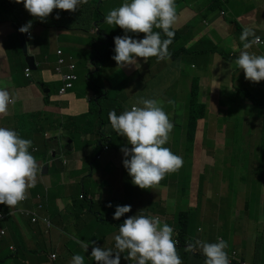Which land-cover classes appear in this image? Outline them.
Segmentation results:
<instances>
[{
    "label": "crops",
    "instance_id": "1",
    "mask_svg": "<svg viewBox=\"0 0 264 264\" xmlns=\"http://www.w3.org/2000/svg\"><path fill=\"white\" fill-rule=\"evenodd\" d=\"M217 1L176 0L178 9L176 23L184 22L185 26L193 23V27L200 33V39L195 40L189 47H193L190 51L194 53L192 56L195 58L193 64L196 69L195 74L201 76L202 87L206 88H218L222 82L231 81L230 77L225 81L223 72L229 70V76L232 77L236 70L234 64H224L222 57L216 55L213 51L218 49L223 54L229 55L237 47H241L239 39L241 33L236 31L241 24L244 27H252L258 36L264 37V18L259 20L261 11L264 15V0H228L226 4L222 5V10L225 12L224 16L221 14L222 10L218 8L220 5L214 3ZM198 16L201 17V21H196ZM17 18L12 17L10 21L4 18L0 23V88H5L11 96V100L14 101L10 103L8 113L0 115V127L16 131L19 129L18 125L26 127L30 122L34 127L35 121L36 125L41 123V120L37 117V113L41 112L48 122L49 137H53L59 134L57 131L64 121L75 118L74 115H79L78 122L69 124L73 128V134L76 136L94 135L97 124L102 123L101 126H98L96 132L105 138L111 150L116 151L112 156L114 160L117 162L123 160L124 155L121 148H130L131 145L128 144L126 137L119 136L109 128L104 131L105 126L100 117H102V105L106 106L107 112L116 111L117 105L124 103L117 96L129 99L127 96L129 91L124 92L121 86L124 79L128 78L126 82L130 80L131 68L128 67L126 71V68L117 67L114 71V77L116 78L114 88L118 90L115 94L118 100L114 103L111 101L104 103L103 98L96 99L95 95L99 94V90L103 86L92 84V87H90L91 82L88 81L89 85L85 86L88 92L87 95L74 100L73 98L70 99L72 93L70 91L72 90L63 99H59L56 93L55 97H51V104L47 105L45 91L50 90L53 95L55 89L59 91L63 87V76L58 75L57 68L60 66L59 62L62 59L59 53L62 52L64 58L65 52L61 43L57 45L56 37L58 36L60 40L63 37L72 39V31L62 30V34L54 38L52 34H57L58 29L56 23H54L53 30L38 29L35 40V35H33L30 53L36 58L37 62H41L43 70L52 69L51 74L46 73L45 85H35L34 81L32 79L28 80L25 74V69L28 66L26 59L23 61L25 58L24 53L20 51V47L22 48L21 40V43L17 42L16 44V39H20L16 30V28H19L18 21H24L26 16L17 13ZM236 33H238V36ZM74 35L76 37V34ZM81 39L89 41L85 36ZM40 44H42V47H39ZM234 44L236 45L235 49L233 48ZM258 51L259 49H256V52ZM54 53L57 54V59H54ZM58 58H60L59 61ZM178 61L176 59L157 62L159 65L154 69V72L162 81L161 88L168 86L164 82L160 70L161 66H172ZM223 64L225 66H222ZM97 65L88 56L85 63L88 75L108 71L109 64L99 66V68H97ZM217 66H219L218 74L209 77L206 73L215 71ZM67 72L68 68L64 66L63 73ZM191 77L192 75L186 79L185 89L188 87L191 89L193 85ZM195 84H197V81ZM47 86L53 87V89H49ZM93 88L97 92H94ZM171 88L172 86L169 85V90ZM141 96L148 98L145 94H137L136 99ZM121 99L123 100V98ZM130 107L131 105L127 104L123 111L130 109ZM95 110L98 112L99 118ZM122 112L118 111L116 113L119 115ZM55 117L58 118V121H55ZM83 118H87L89 123H82ZM26 121L27 124L25 125L24 122ZM40 132H42L41 128L36 132V136L35 133H31V137L25 138L22 136V138L30 139L32 146L37 145L39 148L38 153H41L42 150L45 151V159L43 160L44 154H40L39 158L45 165L49 166L50 172L45 176L43 173L37 175L35 186L27 192L26 197H28V200L25 203L21 202L17 207L20 208L19 211H37L42 205L43 210L39 211L41 221L33 224L29 218L15 216L0 227L6 231V236L0 234V264H71L72 257L75 254L84 256V264H96L91 257L92 242L101 248H111L115 251L114 238L115 235L119 234V222L113 219L114 207L109 208L107 205L109 203L116 206L130 205L134 208H141L143 211L151 205L150 199L146 190L141 189L142 193L139 192L138 194L144 196L143 203L138 200L137 194H133V191H131L129 198L124 194L117 201H109L105 205L101 184L99 185L100 188L98 186L100 199L96 198V191L90 190L85 195L86 204L84 205L80 202L72 203L59 197L53 198L50 190L54 181L60 177L62 187H64L65 176L70 177L72 175V179L70 178L71 183H79L80 177L87 173L84 161L90 158L74 152L69 155L68 168H64L61 163H56L51 168L49 164L52 160L49 162L50 157L48 154L52 152V143L56 140H48L47 135L40 137ZM176 136L174 134V141ZM198 141L201 142L200 137H198ZM165 146L170 148L176 155H181L179 147L176 146V150H174L172 141H169ZM86 149L88 154L94 151V148L89 145L85 147ZM32 155L36 154L32 153ZM220 161L221 157L219 155L210 157L206 152L199 151L196 144L187 160L183 155V167L177 173L168 175L161 182L165 189L161 195L162 201L166 203L170 198V200L175 201L177 208L180 206V202L184 200L192 201L189 227L188 229L184 228L183 233L184 237H188L189 244L194 243L197 239L205 242H216L217 238L221 237L228 243L226 250L228 254L233 252L240 254L241 264H264V195L259 196L258 193L253 192L250 189L251 186H246L242 180L239 181L234 192L232 181L222 177L217 172L221 168L225 170L230 168L229 166H221ZM120 167L126 176L127 186H129L132 178L123 164H120ZM188 175H190L191 180ZM258 177L264 178V175ZM187 180L192 183H188ZM183 184L191 185L190 194L193 196L192 198H185L181 187ZM53 202H56L59 210L53 208ZM96 203L101 204L103 211L107 213L105 222L115 228L108 236H95L96 223L93 212L96 210L94 208ZM249 208L254 209V214L248 212ZM53 210L58 213H53ZM165 212L166 210L161 208L156 214L164 217L167 224L170 225L176 222L182 213L180 211L178 215H166ZM45 219L53 223L51 227L43 221ZM97 237H101L102 240L99 241ZM80 241L89 243L88 252L81 246ZM12 248H15L16 251H13ZM193 252L195 253L190 254L185 250L179 252L183 264H205V261H203L205 256L202 251L196 248L193 249ZM53 255L57 256L55 261L52 259ZM124 255L121 254V264H131L130 261L124 259Z\"/></svg>",
    "mask_w": 264,
    "mask_h": 264
},
{
    "label": "clouds",
    "instance_id": "2",
    "mask_svg": "<svg viewBox=\"0 0 264 264\" xmlns=\"http://www.w3.org/2000/svg\"><path fill=\"white\" fill-rule=\"evenodd\" d=\"M227 1L218 0L214 3H218L220 5L218 8L222 10V5L226 4ZM15 3L23 4L25 10L32 17L39 19L41 22H46L54 10L59 9L75 13L80 10L81 5L88 4V0H15ZM221 14L224 16L225 12L222 10ZM55 18L59 20L60 16L57 15ZM176 20V0H125L118 8L110 10L106 14L104 22L108 25L118 26L125 33L123 36L114 37L115 55L112 59L116 62L118 68L135 66L139 69L141 65L138 63L137 58H142L146 64L153 57L156 58L154 61L158 63L166 60H176L171 58V52H169V46L173 43L175 36L173 29ZM31 27L32 24L29 21L26 25L16 28V30L19 36L20 33L25 34L29 55L34 57L30 53L33 37ZM154 29L162 30L164 38H162L160 31H154ZM236 31L241 33L239 37L241 50L239 47L236 48L235 44L233 48H236V52L240 51L239 53L233 52L226 55L218 49L213 51V53L222 57L224 64L233 63L236 68L232 74L231 81L222 82L218 88L234 87L232 79L235 80L241 77L242 83L239 90L241 94L246 95L247 92L249 94H258L260 87L264 90V37L258 36L252 27L240 26ZM98 34L100 33L98 32ZM140 34H144V36L139 39L133 38V36H139ZM253 47L259 49L258 52H255L259 53V55L253 52L250 53V49ZM190 54L193 55L194 53L191 51ZM59 55L62 57L61 60L64 61L63 66L60 65L57 68L58 75L63 76V87L59 89L57 97L63 99L70 90L74 89L75 84L74 82L72 88L66 89L67 84L64 81V77L74 75L77 66L75 58L66 59L65 56L63 58L62 52ZM224 64L222 66H225ZM72 65L75 66L73 71L70 70ZM27 66L25 69L27 79L34 80L33 73L42 69L41 63L36 61V71L29 67L28 64ZM64 66L68 68L67 73H63ZM238 67L239 70H237ZM218 68L219 66L216 67L215 71H208L206 74L209 77H213L209 73L215 72V75H217ZM28 71L30 72L28 73ZM195 73L196 69L195 65H193L192 87L199 89L198 97L201 98L199 100L208 109L205 99L207 94L202 89L210 88L202 87L201 76ZM89 76H87L88 81ZM130 77L132 78V75ZM196 81L197 84H195ZM143 82V79H140L137 83L133 80L127 81L128 87H132L130 91L132 98H137L138 93L136 91L145 89V83ZM192 87L188 92L189 95ZM48 88L51 89L50 87ZM63 89H66V92L62 96L61 92ZM47 95L51 96V91ZM202 96H204V99ZM260 96L261 99L264 98V93L260 94ZM95 97L96 99L103 98L104 101H108L103 88L99 90V94H96ZM13 102L9 92L5 88H0V115H6L10 103ZM261 108L264 109V102L261 103ZM95 112L98 113L96 110ZM219 115L222 116V114ZM102 120L104 122V113ZM108 120L113 132L121 137H126L128 144L131 145L130 148H121L124 159L119 161V163L123 164L127 170L132 178L133 185L138 186L142 190L161 188V182L168 175L177 173L183 167L182 157L176 155L170 148L165 146L169 143L170 133L174 125L164 111L161 101L154 97H138L131 104L130 109H125L121 114L117 115L115 110L110 111ZM69 124L71 123H68L64 128L63 126L59 127L57 131L59 134L53 137H49L50 134L48 132L44 135V137L47 135L50 141L56 140V142L52 143V152L48 154L50 157L49 162L52 160L49 164L51 168L56 163H61L64 168H68L69 155L74 152L90 158L93 151L88 154L85 147L89 145L91 138H97L98 149L102 153L106 154L112 151L105 138L96 132L98 126L94 135L76 136L73 134V128ZM204 124L207 125L206 122ZM101 125L102 123H99V126ZM203 130L201 129L200 132L197 130L196 136L198 134L202 135ZM63 133L68 134L66 140H63ZM228 134V128L216 130L213 134L214 143L216 142L213 148L221 147L222 155L228 153V151L226 152V137ZM79 137H82L81 145L79 148H74V141ZM204 137L202 135V139ZM217 151L215 149L214 152L207 155L216 157L218 155ZM38 152L39 148L37 145L32 146L30 139L22 138L15 130L0 127V205H4L0 206V212L5 217L0 222V227L15 216L29 218L33 224L39 222V211L43 210L42 205L37 211H19L20 208L11 209L17 207L21 202L25 203L28 200V197H26L28 190L36 184L39 166L34 157L35 155L33 156L32 153L37 155L39 154ZM221 160L223 159L221 158ZM45 166L46 168L42 172L44 176L46 169L50 172L49 166L47 164ZM90 173L92 171H87L85 175L80 177L79 183L74 182L72 184H79L83 187L85 181L90 177ZM85 195L81 193L78 201L75 202H80L82 205L86 204ZM112 206L114 207L113 219L119 222V234L115 235L114 238L116 250L101 248L92 242L91 257L96 264H121V254H125L124 259L130 261L131 264H183L179 252L185 250L193 254L195 253L193 249L196 248H199L205 256L204 259L202 257L205 264H241L240 254L238 252L228 254L226 251L228 243L221 237H218L216 242H205L197 239L191 244H189L188 237H185L187 238L186 244L181 248L179 238L183 235L184 228L188 229L189 227L190 213L182 212L180 214V217L185 222V227H183L180 217L170 225L167 224L164 217L156 214L158 212L145 213L141 208H134L130 205L116 206L112 203L107 205L109 208ZM43 221L49 227L52 226L49 220L45 219ZM0 234L1 236H6V231L0 228ZM80 243L84 250L88 252L89 243L84 241H80ZM12 250L16 251L15 248H12ZM54 256L56 255L52 256L53 261L57 259V256L56 259L53 258ZM84 262L85 258L83 255L75 254L72 257L71 264H84Z\"/></svg>",
    "mask_w": 264,
    "mask_h": 264
},
{
    "label": "rangeland",
    "instance_id": "3",
    "mask_svg": "<svg viewBox=\"0 0 264 264\" xmlns=\"http://www.w3.org/2000/svg\"><path fill=\"white\" fill-rule=\"evenodd\" d=\"M124 2L125 0H88V4L81 5L80 10L76 11L75 13L61 11L56 15L62 16L67 13H72L73 15H75L77 13H81L82 8L85 7L84 11L81 13V16L78 18L79 20L77 23L76 21L73 22L72 20L67 18L63 23H59V25L67 27L72 26L73 28L77 29H84L85 32H89L90 35H94L95 24H89V22L93 20L95 23H99V27L103 32H106L108 35L112 36V34L119 31L120 28L115 25L106 24L104 22L105 16L110 10L118 8ZM96 3L98 4V7H93V4ZM0 4L3 7L0 10H3L8 14L5 17V19L8 21L12 19L13 14L17 15V13H19L26 16L24 5L15 3V0H0ZM97 9L100 11V13H98L96 17L94 11ZM54 16L55 15H51L47 19L46 23L48 24L49 29L45 30H53V25L55 23ZM260 18H264L262 11L259 14V20ZM196 21H201V17L198 16L196 18ZM35 25H37V23L32 24L31 28L33 31V35H35L34 40L35 38H37L38 29H44L36 28ZM186 26L184 22L175 23L174 25V27L179 30L180 38L173 43L174 45L172 47L174 50V54L172 57L178 59L179 61L172 66H161L160 70L164 77V82L166 85H168L165 86L164 89L160 87V84L162 83L160 77L154 72V69L159 65L156 61H154V59H149L146 64L142 58H137L138 63L141 65V67L139 69H137L135 66L129 67L131 68L130 75H132V78L130 80H133L137 83L140 79H143V83H145V89L136 91V93H138L139 95L145 94L148 97H154L155 99L162 102L164 111L168 114L170 120L174 125L173 130L170 133L169 141H172L174 150H176V146L179 147V152L181 154L180 157H182V159L184 155V145H186V136L190 132L187 125L189 121L187 104L190 100V95L188 93L190 91V88L188 87L185 89V85L186 79L193 74V64L195 62V58L186 50V48L191 46L195 42V40L200 39V33L197 32V30L193 27L194 25L185 29ZM241 26L244 27L243 24H241ZM92 30H94V32ZM61 34L62 29H57V34L54 33L52 35L55 38L57 35ZM236 35L238 36V33H236ZM82 37L83 36H81L80 34H76L75 37L73 32L72 39L63 37V39L60 40L58 36L56 37L57 45H60V43L62 44L66 59L75 58L77 69L74 72V76H76L77 81L74 84V90L70 91L72 92L70 94V99L73 98L74 100L80 99L83 95L88 94L85 86L89 85L87 78L89 73L86 69L85 63L88 59V56L90 58H94L93 46L91 45L92 41H85L81 39ZM39 47H42V44H40ZM250 51L255 53L256 48L253 47L252 49H250ZM234 52H236V49L234 50ZM54 55L56 57L55 58L53 56L54 59H57V54L54 53ZM59 59L60 58H58V61ZM23 61H25V58L23 59ZM108 64V71H100L95 75H92V73H90L91 75L89 76V81L91 82L90 87H92V84L103 86L102 88L103 90H105V95L108 99V101H104L105 103H109L110 101L114 103V101L118 100L115 97V94L118 92V90H115L114 88V84L116 81V78L114 77V71L118 66L112 59V57L109 58ZM127 69L128 67H126V71ZM51 70L52 69L47 68V70L40 69L37 72H34L33 81L35 85H44V82L46 80V73L49 72V74H51ZM209 75L214 76L215 72L209 73ZM223 77L225 81L229 77L231 78V76H229V70H225L223 72ZM127 79L123 80V85L121 87H123L124 92L129 91V93L127 94L129 99H126V97L117 96L119 100L123 101L124 103H119L117 105L116 112H122L127 104L131 105L136 100L132 98L130 94L132 87H128V84L126 82ZM232 81L234 82V87L202 89L207 94H204L206 95L205 99L208 106V116L206 118L207 125L205 126L204 139H202V136L198 134L195 144L198 145L199 151L206 152V154L211 153V149L214 152L213 146L216 145V142L214 143L213 138L214 132L216 130L228 128L229 134L226 137V152L228 151V153L221 156L223 160H221L219 163H221V166H229L230 168L228 170L221 168L218 169L217 172L220 173L222 177L232 181L234 192L238 187L239 181L242 180L246 186H251L250 189H252L253 192L258 193V195L261 196L264 195V178L258 176L264 175V124L261 123L260 126L253 127L247 121V119L252 115L251 113H249L250 108L254 109L255 114L256 112H259L261 110L264 111V109L261 108V103L259 102V100L261 99L260 94L264 93V90L260 87L258 94H251L254 99H249L250 97L241 94V92L239 91L242 83L241 77L236 78L235 80L232 79ZM169 85L172 86L171 90H169ZM50 88L53 89V87ZM58 92L59 91L55 89L51 97L56 93L58 94ZM121 98H123V100ZM202 98L204 99V96H202ZM199 99L201 98L199 97ZM102 108V116L104 113V131H106L107 128L113 131L108 120L109 112H107L108 110L106 109V106L102 105ZM173 112L175 113L172 115ZM219 114H222V116H220ZM73 117L79 119V115H74ZM97 117L99 118L98 113ZM55 121H58L57 117H55ZM82 123L88 124L89 120L87 118H83ZM204 125L205 124L200 125L202 129H204ZM97 126H99V124H97ZM177 128L179 131V135L175 137L174 141V130ZM200 131L201 129L198 130V132ZM67 137L68 134L63 133V140H66ZM198 137H200L201 142L198 141ZM81 140L82 137L77 138L74 141L73 147L79 148L81 145ZM89 145L94 148V151L90 155V159L85 160L84 163L87 167L86 171H92V173H90V177L85 181L83 187L79 184L71 183L70 178L72 179V175L70 177L68 175L65 176V186L62 187V180L59 177L54 181L53 187L50 190V194L53 198L59 197L69 202H75L78 201V197L81 193L85 195L90 190H92L96 191V198L99 200L100 197L98 194V186L100 184L105 205L107 204V202L117 201L122 195L127 194L128 188L126 176L124 175L120 167L119 161H115L112 157L116 151L112 150L106 154L102 153L100 149H98L97 138H91ZM262 149L263 151L261 152ZM40 154H44V160V150H42V152L38 155L34 156L40 169L38 170L39 175L46 168L45 163L39 158ZM188 178L190 179V175H188ZM190 180H187V182L192 183L190 182ZM181 187L185 194V198L193 197L190 194V184H183ZM164 190L165 189L163 185L161 188L146 190L151 205L144 210L145 212H159V209L161 208L166 210V215H178L180 211L186 213L191 212V200H184L180 202V206H178V208L176 207L177 204L175 203V201L170 200V198L166 203L162 201L161 195L163 194ZM137 197L141 203L144 202V196L142 194H137ZM52 205L54 209L59 210L56 202H53ZM94 208L96 209L93 212L95 214L94 218L96 223V227L94 230L95 236L110 235V233H112L115 228L108 222H105L107 213L103 211V207L99 203H96ZM248 212L254 214V209L249 208ZM53 213L57 214L58 212L53 210ZM51 224L53 223L51 222ZM72 227L74 228V226ZM97 238L99 241L102 240L101 237Z\"/></svg>",
    "mask_w": 264,
    "mask_h": 264
},
{
    "label": "trees",
    "instance_id": "4",
    "mask_svg": "<svg viewBox=\"0 0 264 264\" xmlns=\"http://www.w3.org/2000/svg\"><path fill=\"white\" fill-rule=\"evenodd\" d=\"M93 7H98V4H93ZM3 8L2 5L0 4V9ZM85 7L82 8V12L84 11ZM11 12V11H9ZM61 10L59 9H56L53 11L52 15H55L54 16V21L56 23V27L58 29H62L63 31H72L74 34H80L82 36H85V37H88L87 39L90 41H92V46H93V54H94V58H92V60L94 62H96L98 65L97 67L99 66H102V65H105V64H108L109 63V58L113 57L115 55V44H114V37L116 36H123L125 35L124 31L122 29H119V31L115 32L114 34H112V36L108 35L106 32H103L100 27H99V23H95L93 20H91L89 22V24L93 23L95 24L94 26V35H90L89 32H85L84 29H77V28H73L72 26H61L59 25V23H63L67 18L72 20L73 22L76 21V23L78 22V18L81 16V13H77L75 15H73L72 13H67V14H64V15H59L60 16V19L57 20L55 17L57 16L56 14L60 13ZM95 12V15L97 17L98 13H100V11L97 9L94 11ZM177 13H178V9H177ZM25 14H26V18L24 19V21H18V25L19 27L23 26V25H26L29 21H31V24H35L37 23V25H35L36 28H45V29H49V26L46 22H41L39 19L37 18H34L32 17L26 10H25ZM8 14L5 13V11L3 10H0V23L3 21V19L7 16ZM4 16V18H3ZM13 17H15L16 19L17 18V15H14L13 14ZM102 19V17H101ZM193 26V23H190V24H187V26L185 27V29L187 27H192ZM72 27V29H71ZM32 28V27H31ZM92 30V31H94ZM98 30V31H97ZM174 32H175V36H174V40H173V43L178 39L180 38V35H179V30L176 29L174 27ZM154 31H160L161 34H162V30L160 29H154ZM71 32V33H72ZM98 32L100 34H98ZM131 35V34H130ZM141 36H144V34H140L139 36H133L134 39H139ZM98 38V39H96ZM162 38L163 37V34H162ZM203 41V39H201ZM17 42L21 43L20 42V39H16V44ZM171 44L169 46V52H171V58L172 59H176V58H173V54H174V50H173V45L174 44ZM193 47H187L186 50L190 53L192 50ZM102 50V52H101ZM20 51L23 52L22 48L20 47ZM252 53V52H250ZM256 55H259V53H254ZM237 57V56H236ZM238 58V57H237ZM150 59H156L155 57L153 58H150ZM237 70H239V67L237 68ZM264 82V81H263ZM246 95L248 97H250L249 99H254L251 94H249L248 92L246 93ZM199 89L198 88H194L192 87V90H191V94H190V100L187 104V112H188V127H189V130L190 132L188 133V135L186 136V145H185V153H184V156H185V159L187 160L189 158V156L192 154L194 148H195V143H196V135H197V130H200L202 129V127L200 125H203L205 122H206V117L208 116V109L207 107L201 103V101L199 100ZM260 103L264 102V98L260 99L259 100ZM47 105H50L51 104V96H47V101H46ZM254 109L250 108L249 109V113H251V117H249L247 119V121L253 126V127H258L260 126L261 123L264 124V111L261 110L259 112H256V114L254 113ZM178 113V112H177ZM254 113V114H253ZM49 116V115H48ZM37 117H39V119L41 120V123L36 125V121L34 123V127L32 125V122H30L29 125H26L27 124V121L24 122V124L26 125V127H23L22 125H18V130H16V132L22 137L24 136L25 138L28 137V136H32L31 133H35V136H36V132L39 130V128H41V131L40 132V137H44V135L48 132V122H47V119L45 117V115L41 112L37 113ZM79 119L77 118H70L69 120L67 119L66 121L63 122V124L61 126L66 127V125L68 123H75L77 122ZM205 126L204 125V130L202 132V135L204 136V133H205ZM178 127V126H177ZM175 135H179V131H178V128L175 129ZM217 149V154L221 157L222 156V150H221V147H216L214 148V150ZM211 153L213 152V150L211 149L210 151ZM222 158V157H221ZM128 188V191H127V197L129 198L130 197V193L131 191H133V194H138L139 192L142 193L140 190V188H138V186H135L132 184V180H131V183L129 186H127ZM188 217V216H187ZM38 221H41V219H39ZM180 221L183 225V227H185V222L183 220V218L180 217ZM186 239L183 235L180 236L179 240H180V244H181V248L185 246L186 244Z\"/></svg>",
    "mask_w": 264,
    "mask_h": 264
},
{
    "label": "water",
    "instance_id": "5",
    "mask_svg": "<svg viewBox=\"0 0 264 264\" xmlns=\"http://www.w3.org/2000/svg\"><path fill=\"white\" fill-rule=\"evenodd\" d=\"M20 37H21V40H22V43H23V51H24V55L27 59V64L29 65V67H31L34 71L37 70L36 68V59L34 57H31L29 55V51H28V44H27V39L25 37V34L24 33H20ZM46 94H50V91L47 90L45 92ZM49 172L48 169L45 170V175H47Z\"/></svg>",
    "mask_w": 264,
    "mask_h": 264
},
{
    "label": "built area",
    "instance_id": "6",
    "mask_svg": "<svg viewBox=\"0 0 264 264\" xmlns=\"http://www.w3.org/2000/svg\"><path fill=\"white\" fill-rule=\"evenodd\" d=\"M63 64H64V61L61 60V61H60V65L63 66ZM74 69H75V66H73V65L70 66V70L73 71ZM59 71L62 72L61 69H59ZM29 72H30V71H28V73H29ZM64 81H65V83L67 84V85H66V89H70V88L73 87V83L77 81V78H76V76H74V75L72 74V75L65 76V77H64ZM66 89H63V90H62V92H61V95H62V96L65 94ZM4 218H5V217H4V216L2 215V213L0 212V222L3 221ZM35 222H37V220H35ZM3 234H4V233H3ZM53 258L56 259V256H54Z\"/></svg>",
    "mask_w": 264,
    "mask_h": 264
}]
</instances>
